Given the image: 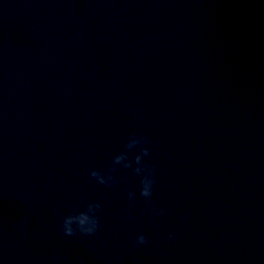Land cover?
Wrapping results in <instances>:
<instances>
[{
	"label": "water",
	"instance_id": "obj_1",
	"mask_svg": "<svg viewBox=\"0 0 264 264\" xmlns=\"http://www.w3.org/2000/svg\"><path fill=\"white\" fill-rule=\"evenodd\" d=\"M133 129L160 216L88 175ZM86 199L98 233L64 235ZM0 259L264 264V4L0 0Z\"/></svg>",
	"mask_w": 264,
	"mask_h": 264
},
{
	"label": "clouds",
	"instance_id": "obj_2",
	"mask_svg": "<svg viewBox=\"0 0 264 264\" xmlns=\"http://www.w3.org/2000/svg\"><path fill=\"white\" fill-rule=\"evenodd\" d=\"M259 3L264 4V0H259ZM150 157L151 148L148 136L133 129L127 132L120 148L111 154L110 163L103 169L91 167L88 170V175L94 178L97 185L111 186L125 179L123 176L118 178L115 175V171L117 169L127 170L137 179L135 188H126L127 202L129 204L133 203L137 195H139V197L144 199L150 214L160 216L164 214L165 209L153 205V192L157 175L156 164ZM80 199L85 200L84 197H80ZM86 201L84 210L62 216L59 228L64 235L81 234L82 236H87L98 233L101 203L96 199H86ZM124 218L127 219V217ZM175 237L176 233L169 231L166 239L172 240ZM147 241L148 237L144 232L140 231L135 234L134 242L136 244L142 245ZM0 264H3L2 259H0Z\"/></svg>",
	"mask_w": 264,
	"mask_h": 264
}]
</instances>
